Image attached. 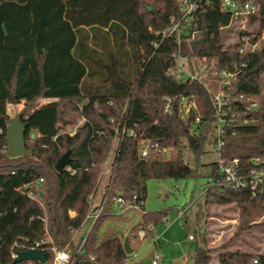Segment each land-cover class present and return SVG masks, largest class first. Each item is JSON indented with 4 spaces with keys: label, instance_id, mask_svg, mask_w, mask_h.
Instances as JSON below:
<instances>
[{
    "label": "trees",
    "instance_id": "16d2710c",
    "mask_svg": "<svg viewBox=\"0 0 264 264\" xmlns=\"http://www.w3.org/2000/svg\"><path fill=\"white\" fill-rule=\"evenodd\" d=\"M196 1L189 26L195 33L183 40L180 49L190 69L195 72L194 63L206 57L212 68L209 86L216 90L219 75L239 67V76L227 90L258 96V107L237 117H248L249 122L237 127L235 135L227 134L222 147V156L226 160L238 157L247 172L253 166L252 158H264V43L254 53L239 52L238 44L226 46L222 28L234 20L232 12L223 6V0ZM237 1H251L260 7L261 23L256 31L260 33L264 29V0ZM179 14L177 0H0V264H39L35 260L15 263L12 253L41 239L48 240L44 246L49 264L53 262L51 246L75 254L81 240L74 243L73 234L86 220L90 196L104 178L103 163L120 118L126 119L127 128L134 129L138 137L159 140L174 151L168 159H144L138 153V138L124 135L104 183L110 194L137 195L144 202L151 179L201 175L198 160L211 150L214 140L213 93L198 80L180 82L169 73L176 67L172 56L178 48L175 38L157 49L152 46L153 32L167 29L171 17ZM184 96L194 98L205 117L196 127L185 125L179 116L178 104ZM167 98L172 99L171 112L164 111ZM40 99L56 100L38 106ZM22 101L30 152L11 157L6 143L7 106ZM69 149L72 160L59 173L55 164ZM184 149L196 158L194 167L184 162ZM208 176L218 181L216 161ZM40 178L37 188L29 186ZM28 190H35L36 197L28 196ZM205 193L207 204H238V223L231 241L264 211V190L253 194L217 182ZM112 216L105 213L95 221L74 264L127 260L124 240H139L137 232L131 238L112 229L102 231ZM166 218L165 209L144 212L141 225L157 228ZM154 232L148 231L147 236ZM213 251L197 245L194 264H212ZM217 261L264 264V253L227 249L218 254Z\"/></svg>",
    "mask_w": 264,
    "mask_h": 264
},
{
    "label": "built area",
    "instance_id": "2783aa9c",
    "mask_svg": "<svg viewBox=\"0 0 264 264\" xmlns=\"http://www.w3.org/2000/svg\"><path fill=\"white\" fill-rule=\"evenodd\" d=\"M177 2L180 7L179 16L171 17V25L167 29L153 32L155 38L152 42V46L157 49L171 37L175 38L178 48L172 53V56L176 59V67L170 69L169 73L171 75H175L180 82L198 80L201 83L207 85L209 90L213 93L216 105V120L211 132V137L214 138L213 145L215 152L217 153L216 163L219 172V179L218 181H215L213 177H210L209 179L211 180V184L209 186H213L219 182L222 185H227L231 188L248 189L253 194L262 192L264 190V158H252L251 161L253 166L249 169V171L244 172L238 157L226 160L222 156L224 137L227 134L235 135L237 132V127L240 125H245L249 122L248 117H245L242 120H238L237 117L238 115L248 113L256 109L258 107V96H247L244 94L237 95L227 90L232 82L239 76L241 72L239 67H236L232 71H223L219 75L218 88L216 90H212V88L209 86L211 78L208 77V74L212 68L208 65L206 57H202L198 59L196 63H194L196 67L195 72L190 69L187 59L182 55L180 49L183 40L190 38V36L194 35L195 33V31L192 33L190 32L189 26L190 20L193 17V13L197 7V1L177 0ZM222 3L225 8L232 12L234 20L239 21L240 24H242V30L238 35L237 43L239 52L254 53L260 49L264 43V29L260 33H257L253 30H247L245 25L246 20L254 21L257 18L260 7L251 1L241 3L237 0H223ZM252 15H256L254 20H251ZM213 75H215V71H213ZM261 94L264 95V90L261 92ZM171 102L172 99L167 98L164 109L165 112H171ZM234 102L241 106L244 102L247 104L244 107L234 108ZM178 113L182 122L185 125L191 127H196L203 119H205V117L200 114L197 102L194 100V98L189 96H184L179 101ZM111 120L113 121V119ZM115 132V137L118 138V144L115 148L114 145H112L110 154L103 163V176L108 175L118 145L123 136L126 134L138 138V153L140 157L144 159L157 157H164L168 159L173 155L174 149L169 146L161 145L159 140H154L147 137H138L134 129L127 128L126 119H119L115 126ZM71 172L73 173L74 171ZM42 180L43 179L40 178L39 181L32 182L29 184V186H34L37 188V183ZM27 194L30 197H36L35 190H28ZM93 199L94 193L90 196V209L87 214V218L91 219L92 221L91 227L95 221L105 213H109L113 216L128 215L130 212L142 210L144 204V202L140 200L137 195L127 198L121 192L110 194L109 190L105 189V184L103 185V192L97 204H93ZM183 211L184 209L179 208V216H182L184 213ZM155 229L156 227L153 224L141 225V227H139L137 230L138 239L147 238V232L155 231ZM86 235L81 239L74 255L69 249H58L55 246H51L50 248L53 251L52 264H74L75 255L83 251ZM158 238V235L151 237V239L154 241L153 243H156ZM189 238H193V236L190 235ZM47 241L48 240L46 239H41L40 241L35 242L33 246L26 247L25 249L40 248L45 251L47 247L44 245H46ZM15 245L17 247H21V244L18 242H16ZM17 254L18 252H13L12 257L16 258ZM44 264H49L48 259ZM153 264H156V261H153Z\"/></svg>",
    "mask_w": 264,
    "mask_h": 264
},
{
    "label": "rangeland",
    "instance_id": "374dc122",
    "mask_svg": "<svg viewBox=\"0 0 264 264\" xmlns=\"http://www.w3.org/2000/svg\"><path fill=\"white\" fill-rule=\"evenodd\" d=\"M260 23L259 15L254 21L246 20V29L259 31ZM241 30L242 24L236 20L223 27L224 44L228 47L236 46ZM51 101V99H40L38 106ZM24 106V101L17 104L9 103L7 109L10 118L22 113ZM82 122L83 119L78 123ZM117 144L118 138L115 137L113 139L114 148ZM210 149L198 160L201 175L197 178L151 179L147 182L148 194L142 210L130 212L127 217L107 218L106 226L109 225L112 231L117 229L120 234L132 238L131 235L134 236V233L141 227L144 212L167 210L165 223H161L158 229H155L154 234H149L140 243L132 240L133 251L129 253L127 260L119 264H153V261H156V264H194V251L197 245H206L214 250L212 264H217L218 254L227 249H239L246 253H264V211L254 217L252 225L241 233L240 237L231 241L238 223V204L206 203L205 190L211 184L208 174L211 163L217 160L214 145ZM183 159L190 166L196 165V158L189 149L183 150ZM106 177L105 175L102 179L101 185L106 181ZM178 208L184 209L182 216L178 215ZM91 224V219L86 218L82 227L73 234L74 243L80 241L79 239L88 233ZM157 233L160 235L159 242L153 243L151 237ZM190 235L195 239L190 240ZM227 244H229L228 248L223 249L222 247H226Z\"/></svg>",
    "mask_w": 264,
    "mask_h": 264
},
{
    "label": "water",
    "instance_id": "95a60500",
    "mask_svg": "<svg viewBox=\"0 0 264 264\" xmlns=\"http://www.w3.org/2000/svg\"><path fill=\"white\" fill-rule=\"evenodd\" d=\"M148 8H154L147 5ZM256 15H252L251 20H254ZM27 125L23 121L21 113L16 114L15 117L9 118L6 128V143L8 147V154L11 157H18L28 154V142L26 140ZM71 150H67L56 162L55 169L62 173L65 167L71 162ZM1 193V191H0ZM1 209V208H0ZM127 254L132 252L129 240L126 238L123 244ZM24 260L37 261L40 264H44L47 260L46 253L43 249H25L18 252L15 263H20Z\"/></svg>",
    "mask_w": 264,
    "mask_h": 264
},
{
    "label": "crops",
    "instance_id": "0c3cea01",
    "mask_svg": "<svg viewBox=\"0 0 264 264\" xmlns=\"http://www.w3.org/2000/svg\"><path fill=\"white\" fill-rule=\"evenodd\" d=\"M48 100V99H47ZM52 101L51 102H53V101H55L56 99H51ZM75 131V127L73 128V129H70V133H73ZM105 183V182H104ZM104 183H102V185H101V183L99 184V186H98V188H97V190H96V192L94 193V199H93V204L95 205V204H97V202L100 200V198H101V195H102V192H103V185H104ZM207 190V189H206ZM206 190H205V192H206ZM179 209V208H178ZM71 215H74V212L72 211L71 212ZM178 215H179V213H178ZM117 217H127V215H123V216H117ZM166 220H167V218H166ZM166 220H164V222L163 223H165V221ZM108 229H110L109 228V225H107L106 226V223L104 224V226H103V228H102V231H104V230H108ZM156 229H158V227L156 228ZM116 232H118L119 233V230H115ZM158 232V231H157ZM157 235H158V233H157ZM123 236L124 237H126L124 234H123ZM158 237H160V235H158ZM83 237H81L79 240H81ZM190 240H194L195 239V237L194 238H189ZM133 241H135V242H137V243H140L141 241H143V239H139V240H133ZM79 242V241H78ZM159 242V238H158V241L156 242V243H158ZM130 245H131V243H130ZM131 248H132V246H130ZM132 250H133V248H132Z\"/></svg>",
    "mask_w": 264,
    "mask_h": 264
}]
</instances>
